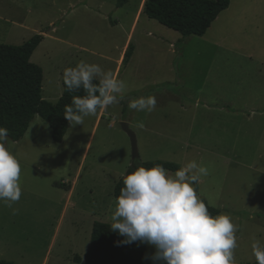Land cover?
<instances>
[{
  "label": "rangeland",
  "instance_id": "obj_1",
  "mask_svg": "<svg viewBox=\"0 0 264 264\" xmlns=\"http://www.w3.org/2000/svg\"><path fill=\"white\" fill-rule=\"evenodd\" d=\"M143 1L0 0V45L44 38L30 57L42 69L43 100L57 102L64 69L80 60L127 83L118 104L83 125L68 123L59 144L37 116L20 141L9 140L21 197L11 208L0 201V260L76 264L72 258L83 257L93 223L111 224L115 184L133 165L120 127L126 122L140 161L207 167L198 195L232 217L237 264L257 262L251 245L264 239V0H230L202 37L186 38L148 19ZM149 95L157 100L153 111L128 108ZM154 252L147 245V256Z\"/></svg>",
  "mask_w": 264,
  "mask_h": 264
},
{
  "label": "clouds",
  "instance_id": "obj_2",
  "mask_svg": "<svg viewBox=\"0 0 264 264\" xmlns=\"http://www.w3.org/2000/svg\"><path fill=\"white\" fill-rule=\"evenodd\" d=\"M63 81L69 92H84L65 105L64 117L71 126L83 125L84 117L118 104L127 90V83L112 71L85 60L64 69ZM156 104L155 96H140L129 101L128 108L151 112ZM8 143V129L0 126V201L11 208L21 197V167ZM129 168L110 217L109 229L124 238L119 243L154 247L145 257L153 264H237L238 228L232 217H213L194 188L208 175L207 167L193 160L170 172L161 164L145 167L138 160ZM251 248L257 264H264V239H254Z\"/></svg>",
  "mask_w": 264,
  "mask_h": 264
},
{
  "label": "trees",
  "instance_id": "obj_3",
  "mask_svg": "<svg viewBox=\"0 0 264 264\" xmlns=\"http://www.w3.org/2000/svg\"><path fill=\"white\" fill-rule=\"evenodd\" d=\"M125 1L117 0V7H121ZM229 2L230 0H145L142 12L148 19L178 32L182 38L202 37L215 19L229 7ZM43 39L42 35H34L20 46L0 45V126L8 129L11 142L20 141L37 116L49 126L52 142L61 143L69 123L64 117L65 105L71 104L73 96L84 95L82 89L69 92L62 79V93L57 102L50 104L42 99V69L31 63L30 57ZM133 48V45H128L123 65L129 62ZM156 164L163 165L170 172L180 168L171 162H144L145 167ZM135 165L136 162L132 167ZM127 170L130 172L132 169ZM126 174L125 172L124 175ZM123 178L124 176L115 184V199L123 187ZM194 188L198 191L197 183ZM205 204L213 217L219 214L218 210L209 207L206 202ZM109 228L110 224L94 222L87 251L82 258L75 255L72 261L76 264H150L145 258L147 244H121L119 241L124 238ZM0 264L13 263L0 260Z\"/></svg>",
  "mask_w": 264,
  "mask_h": 264
},
{
  "label": "water",
  "instance_id": "obj_4",
  "mask_svg": "<svg viewBox=\"0 0 264 264\" xmlns=\"http://www.w3.org/2000/svg\"><path fill=\"white\" fill-rule=\"evenodd\" d=\"M120 127L122 129L123 132H125V134L128 136L129 140H130V145H131V159L132 162L135 163L139 160V153H138V148H137V140H136V136L133 133V131H131L129 129V126L126 122H122L120 124Z\"/></svg>",
  "mask_w": 264,
  "mask_h": 264
},
{
  "label": "crops",
  "instance_id": "obj_5",
  "mask_svg": "<svg viewBox=\"0 0 264 264\" xmlns=\"http://www.w3.org/2000/svg\"><path fill=\"white\" fill-rule=\"evenodd\" d=\"M144 2H145V0L143 1V5H144Z\"/></svg>",
  "mask_w": 264,
  "mask_h": 264
},
{
  "label": "bare ground",
  "instance_id": "obj_6",
  "mask_svg": "<svg viewBox=\"0 0 264 264\" xmlns=\"http://www.w3.org/2000/svg\"><path fill=\"white\" fill-rule=\"evenodd\" d=\"M142 7H143V5H142Z\"/></svg>",
  "mask_w": 264,
  "mask_h": 264
}]
</instances>
